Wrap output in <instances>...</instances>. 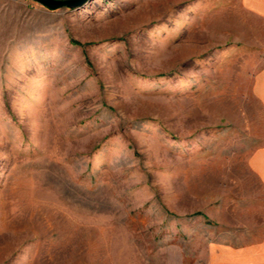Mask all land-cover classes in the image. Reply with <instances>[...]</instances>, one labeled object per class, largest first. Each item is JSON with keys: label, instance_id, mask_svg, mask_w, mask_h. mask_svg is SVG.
I'll return each mask as SVG.
<instances>
[{"label": "rangeland", "instance_id": "1", "mask_svg": "<svg viewBox=\"0 0 264 264\" xmlns=\"http://www.w3.org/2000/svg\"><path fill=\"white\" fill-rule=\"evenodd\" d=\"M264 0H0V264H263Z\"/></svg>", "mask_w": 264, "mask_h": 264}, {"label": "water", "instance_id": "2", "mask_svg": "<svg viewBox=\"0 0 264 264\" xmlns=\"http://www.w3.org/2000/svg\"><path fill=\"white\" fill-rule=\"evenodd\" d=\"M44 7L57 10L63 7L66 8H78L84 6L88 0H34Z\"/></svg>", "mask_w": 264, "mask_h": 264}, {"label": "crops", "instance_id": "3", "mask_svg": "<svg viewBox=\"0 0 264 264\" xmlns=\"http://www.w3.org/2000/svg\"><path fill=\"white\" fill-rule=\"evenodd\" d=\"M263 9H264V6H263ZM263 87H264V72H263ZM261 176L263 178V185H264V148H263V174ZM263 264H264V240H263Z\"/></svg>", "mask_w": 264, "mask_h": 264}]
</instances>
